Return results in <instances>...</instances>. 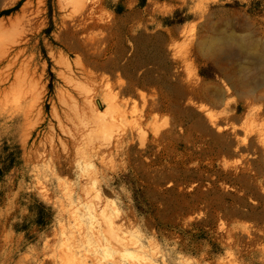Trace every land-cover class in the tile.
Segmentation results:
<instances>
[{
    "label": "rangeland",
    "instance_id": "obj_1",
    "mask_svg": "<svg viewBox=\"0 0 264 264\" xmlns=\"http://www.w3.org/2000/svg\"><path fill=\"white\" fill-rule=\"evenodd\" d=\"M262 110L264 0H0V264H264Z\"/></svg>",
    "mask_w": 264,
    "mask_h": 264
},
{
    "label": "bare ground",
    "instance_id": "obj_2",
    "mask_svg": "<svg viewBox=\"0 0 264 264\" xmlns=\"http://www.w3.org/2000/svg\"><path fill=\"white\" fill-rule=\"evenodd\" d=\"M75 1H77V0H75ZM80 1H83V0H80ZM85 23L82 22L81 24L85 25ZM223 41L224 40H222L221 43H220L221 46H218L219 48L218 47L215 48L216 51L219 50V51H222V52L227 53V54H231V53H235L236 52L235 48L233 47V44L230 41H226V42H223ZM96 42L95 41L94 42H91L89 46H91V48L94 49V51L96 53H98L97 51H98V49H99L100 46ZM87 44H89V43H87ZM3 51H2V53H6L7 52L6 49H3ZM99 53H101V52H99ZM14 59H16V58L13 57V59H10V64L11 65H14L15 62H16V60H17V59L16 60H14ZM8 75L10 76V74H8ZM105 100L107 102L112 101L111 98L108 97V96L105 97ZM110 103H112V102H110ZM112 108H113V110H112ZM114 108H117V106L112 103V105L108 108L107 113H104L103 115L96 114V116L100 120H103V122L101 123V124L104 125L103 127H106V124L107 123L110 124L111 123V120L113 119V117H115L113 115L112 118L110 117L111 119H108L109 113H111L112 111H114ZM262 111H264V110H262ZM101 112H104V111H101ZM208 118L210 119L211 124L213 126H216L217 127V132H222L224 130V128L226 127V125H218L217 124L218 123L217 122L218 121L217 118H214L212 116V114H210ZM174 125L181 126L182 123L181 122L178 123L176 121V124H174ZM182 127L183 126H181L180 128H182ZM170 130L171 129L169 128V129L166 130V132H169ZM254 132H253V134H254ZM253 134L251 133V130L250 129L249 130L247 128L244 129V134L242 135V138L240 139V140H242L241 143L236 144V148L232 152L234 154L240 155L241 158L239 157L240 158L239 160H241L242 165L244 166V170H246L247 173L249 172V174L250 173L251 174H257V172H261L264 175V128H263L262 131L260 129L259 130V133H257V134L255 132L254 135H256V138L254 137ZM196 140H198V139L195 137L194 138V143H196ZM144 144L145 143L142 142V146L143 147L145 146ZM95 147L97 148V147H100V146L99 145H95ZM89 152H91V151H89ZM93 154L94 153L92 152V155H90V157H88L90 160H87L88 158L85 159V156H82L84 158L85 163H86V166L85 165H82V169L86 170L88 167H92L93 166V163L91 161V158H92ZM255 167H256V169L258 171L256 170L254 172V170H255L254 168ZM247 173H246V175H247ZM243 174H245V173H243ZM238 177L239 178H242L243 176H238ZM92 178H96V177H94V175H92ZM263 184H264V179H263ZM89 194L90 193H88V195ZM92 204H93L92 202H89V203H87V206H86L87 207V211H88V216L90 218V223L92 225L95 224L96 217H97V213L99 212V214L104 218V221L103 222L105 224V226H103V225L102 226H99V229L102 230V231H109V232L115 233L116 232V228L119 227V225H117L118 222L116 221V214L119 212V209L117 207H115V205H113V203H106L104 207H101V208L99 207V209L96 208L97 206L95 207V205H92ZM92 227H96V225H93ZM100 237L106 239L107 242H106V244H103V247H101L102 246L101 245L99 249L102 248L103 253L105 255L111 254L113 252V250H115L114 246H112V244L109 242V240H108V238H107L106 235H101ZM90 240H91V238L88 241L90 242ZM126 252L127 251H123L122 254L126 255Z\"/></svg>",
    "mask_w": 264,
    "mask_h": 264
},
{
    "label": "trees",
    "instance_id": "obj_3",
    "mask_svg": "<svg viewBox=\"0 0 264 264\" xmlns=\"http://www.w3.org/2000/svg\"><path fill=\"white\" fill-rule=\"evenodd\" d=\"M142 2H145V0H142Z\"/></svg>",
    "mask_w": 264,
    "mask_h": 264
}]
</instances>
